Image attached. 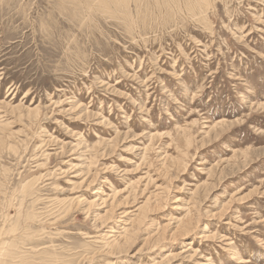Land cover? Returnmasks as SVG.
I'll return each mask as SVG.
<instances>
[{"label":"rangeland","instance_id":"374dc122","mask_svg":"<svg viewBox=\"0 0 264 264\" xmlns=\"http://www.w3.org/2000/svg\"><path fill=\"white\" fill-rule=\"evenodd\" d=\"M201 1L0 0V264H264V0Z\"/></svg>","mask_w":264,"mask_h":264},{"label":"bare ground","instance_id":"6f19581e","mask_svg":"<svg viewBox=\"0 0 264 264\" xmlns=\"http://www.w3.org/2000/svg\"><path fill=\"white\" fill-rule=\"evenodd\" d=\"M17 1V0H16ZM199 1V0H198ZM204 0H202L201 2H203ZM58 2V1H57ZM200 2V3H201ZM15 3V2H14ZM120 3H122V2H120ZM192 4V3H191ZM199 4V3H198ZM207 4V3H206ZM16 5V4H15ZM11 6V5H10ZM162 6V5H161ZM193 6V5H192ZM16 7V6H15ZM198 8V7H197ZM93 9V8H92ZM191 9V8H190ZM206 9H208L207 7H206ZM180 10V9H179ZM194 11V10H193ZM95 12V11H94ZM192 12V11H191ZM201 12V11H200ZM166 14V13H165ZM67 15V14H66ZM116 15V14H115ZM173 15V14H172ZM65 16V15H64ZM118 16V15H117ZM22 17V16H21ZM169 18V17H168ZM171 18V17H170ZM148 19V18H147ZM203 19V18H202ZM74 20V19H73ZM174 21V20H173ZM119 22V21H118ZM128 22V21H127ZM130 22V21H129ZM94 23V22H93ZM134 23V22H133ZM174 23V22H173ZM147 25V24H146ZM178 25V24H177ZM149 27V26H148ZM37 28V27H36ZM69 31V30H68ZM149 41V40H148ZM147 42V41H146ZM25 100V99H24ZM13 112H15V111H13ZM51 142V141H50ZM150 183V182H149ZM28 187V186H27ZM108 244V243H107ZM127 245H129V244H127ZM13 255V254H12ZM13 257V256H12ZM11 258V257H10ZM6 261V260H5ZM13 262V261H12ZM5 263V262H4ZM3 264V263H2Z\"/></svg>","mask_w":264,"mask_h":264}]
</instances>
